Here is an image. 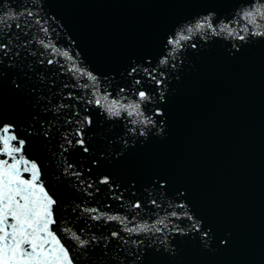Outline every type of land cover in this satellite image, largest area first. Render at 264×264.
I'll return each instance as SVG.
<instances>
[{
  "label": "water",
  "instance_id": "1",
  "mask_svg": "<svg viewBox=\"0 0 264 264\" xmlns=\"http://www.w3.org/2000/svg\"><path fill=\"white\" fill-rule=\"evenodd\" d=\"M250 7L245 0H0V35H10L13 53H20L0 63V115L26 141L25 158L42 168V182L58 201L53 227L62 242L79 255L85 249L66 229L82 239L97 237L81 262L264 264V37L250 36L237 52L233 43L243 42L226 32L210 39L196 33L183 43L199 42L198 50L182 47L175 61L159 65L168 52L166 40L207 15L218 28L264 31V20L257 19V28L243 18L242 9ZM40 39L73 60L45 50ZM73 63L92 72L96 84L71 71ZM133 67L137 72L129 75ZM153 67L167 77L166 100H159L162 85L142 80L153 97L142 103V117L109 118L102 107L86 103L93 93L137 99L141 85L135 80ZM12 81L20 82L19 91ZM85 108L94 120L91 152L62 156L63 135L71 137L76 127L66 121L76 120L75 111L84 115ZM149 118L164 120L162 134L151 124L133 123ZM105 175L115 183L100 184ZM156 179L167 182L166 190L154 187ZM137 202L140 209L132 207ZM85 208L119 215L124 223L90 219ZM194 222L210 230L206 239L192 230ZM145 225L149 231L125 230Z\"/></svg>",
  "mask_w": 264,
  "mask_h": 264
},
{
  "label": "snow or ice",
  "instance_id": "2",
  "mask_svg": "<svg viewBox=\"0 0 264 264\" xmlns=\"http://www.w3.org/2000/svg\"><path fill=\"white\" fill-rule=\"evenodd\" d=\"M245 2L252 5V7L242 9L243 18L259 28L260 26L256 22L258 18L264 20V0H260V2L255 4H253L252 0H245ZM27 15L32 16L34 13L28 11ZM8 16L9 18H15L14 13H9ZM36 22L40 23L39 20ZM19 27L20 25H17V28ZM41 30L47 35L48 29L46 27ZM224 32L233 37L234 40L243 42L241 44L233 43L232 50L237 52L249 43L250 36L264 37V31H254L249 34L248 29L244 28L243 34H241L227 24L218 28L214 26L211 15H207L197 20L195 24L183 26L174 36L166 40L163 47L168 52L159 60V65H168L169 58L175 61L178 58L175 53L179 52L182 47L197 49L199 42L183 43L191 40L196 33L206 34L205 38L210 39L212 35L219 36ZM251 42L255 43L257 41ZM39 44L45 50L51 48L52 53H59L66 59L73 60V57L67 51L60 52L51 42L46 43L43 39H40ZM13 55L19 57L20 53L19 51L13 53L12 37L10 35L8 37L0 35V63H3L4 60L11 61ZM31 55L35 56L36 53L33 52ZM41 55L43 56V53ZM45 62L49 65L58 63L53 59H48L47 61L40 59L38 61L39 64H44ZM181 64H183V61H181ZM9 66L10 64L8 63L4 64L5 68ZM177 67V64L173 63L171 65L172 71H175ZM71 71L79 73L80 76H87L88 80L92 81L94 85L96 84L97 77L92 72L77 67L75 63H73ZM142 71L144 77L140 80H135V84L141 85V88L136 90L137 99L121 102L120 99L110 100L108 94L101 96L98 93H93V98L86 101V103L102 107L109 118L121 117L122 113H125L128 117H142V103L153 99L148 92L143 90L142 80L146 79L156 85H162L159 88L160 101L166 100V92L168 90L167 77L164 71H158L157 67H153L151 70L144 68ZM136 72L137 69L133 67L129 75ZM2 78L3 76L0 77V79ZM12 85L17 91L21 88V84L18 81H12ZM64 87L67 88L68 85L65 84ZM120 92L123 93L124 89L121 88ZM67 96L68 98H73L71 92ZM76 99H79V97H76ZM60 107H64V105L61 104L55 111L59 112ZM84 113V115H81L79 111H75L73 115L76 116V120L66 121L69 124L75 123L76 127L71 137L67 133L63 135V142L59 145L62 156L70 150H82L83 153L91 152V141L88 139V133L94 124V120L90 115L86 114L87 108L84 109ZM159 115L163 117L164 114L159 113ZM137 122L144 125L151 124L153 128L158 129L159 134L163 132V119L153 121L149 118L142 121H133V123ZM51 129L52 125L49 124L44 128L42 134L46 137L51 136ZM140 135H145L143 129H141ZM25 144L26 141L15 130V125L0 115V264H92V261L87 258L81 262L79 256L87 257L89 255L88 246L96 243L97 237L92 236L90 240L82 239L76 232L66 229V231L71 233V238L77 242L78 248L85 249L79 255H74L62 242L57 230L53 227L58 225L55 217V206L58 201L42 182L41 166L36 161L26 159L23 155ZM125 144L127 145V141H125ZM93 163L97 162L94 160ZM99 183L111 186L115 182L105 175L99 180ZM166 185V181L156 179L154 187L166 190ZM91 187L92 185L89 184L88 188ZM96 191H99V188ZM176 195L184 198L183 192H176ZM151 203L155 205L157 200L152 199ZM132 207L140 209L142 205L137 202ZM180 207H183V205H180ZM84 211L88 212L89 218L93 220L98 221L103 218L108 221L124 223V220L119 215L105 216L96 208H85ZM92 213H96V215H92ZM172 215L175 216L176 213L173 212ZM188 218L192 219L191 216ZM125 230L133 233L146 232L150 229L145 225L139 228H128L126 226ZM159 230L156 229V231ZM192 230L199 231L202 239H206L209 236L210 230H201L198 222L193 223ZM111 236L119 238L120 233L113 231ZM221 243H226V241H221ZM104 248H107V244L104 245Z\"/></svg>",
  "mask_w": 264,
  "mask_h": 264
}]
</instances>
